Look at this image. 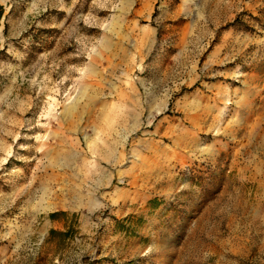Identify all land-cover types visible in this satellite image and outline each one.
<instances>
[{
  "label": "rangeland",
  "instance_id": "374dc122",
  "mask_svg": "<svg viewBox=\"0 0 264 264\" xmlns=\"http://www.w3.org/2000/svg\"><path fill=\"white\" fill-rule=\"evenodd\" d=\"M0 5V264H264V0Z\"/></svg>",
  "mask_w": 264,
  "mask_h": 264
},
{
  "label": "trees",
  "instance_id": "16d2710c",
  "mask_svg": "<svg viewBox=\"0 0 264 264\" xmlns=\"http://www.w3.org/2000/svg\"><path fill=\"white\" fill-rule=\"evenodd\" d=\"M4 12H5L4 7L2 5H0V20L3 17ZM57 216H58V213H53V214L50 215V218L54 220ZM56 235L63 236V233H59V232H56L54 230L50 231V236L51 237H54Z\"/></svg>",
  "mask_w": 264,
  "mask_h": 264
},
{
  "label": "bare ground",
  "instance_id": "6f19581e",
  "mask_svg": "<svg viewBox=\"0 0 264 264\" xmlns=\"http://www.w3.org/2000/svg\"><path fill=\"white\" fill-rule=\"evenodd\" d=\"M69 109V108H68ZM71 110V109H70Z\"/></svg>",
  "mask_w": 264,
  "mask_h": 264
}]
</instances>
